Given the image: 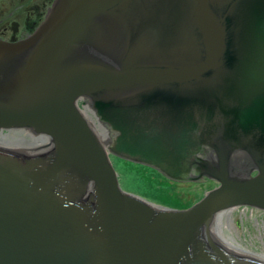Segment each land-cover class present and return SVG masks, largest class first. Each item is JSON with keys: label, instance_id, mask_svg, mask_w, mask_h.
<instances>
[{"label": "water", "instance_id": "95a60500", "mask_svg": "<svg viewBox=\"0 0 264 264\" xmlns=\"http://www.w3.org/2000/svg\"><path fill=\"white\" fill-rule=\"evenodd\" d=\"M15 128L29 139L0 143V264H264L221 228L264 210V0H55L0 38V130ZM110 153L218 185L158 205Z\"/></svg>", "mask_w": 264, "mask_h": 264}, {"label": "rangeland", "instance_id": "374dc122", "mask_svg": "<svg viewBox=\"0 0 264 264\" xmlns=\"http://www.w3.org/2000/svg\"><path fill=\"white\" fill-rule=\"evenodd\" d=\"M86 101L83 98V103ZM3 131L7 132V130ZM25 135L23 133V136ZM7 140L15 144L21 143L12 138ZM25 142H28V139ZM111 159L125 190L158 205L187 208L218 185L217 181L206 177L201 181L172 180L154 167L115 154L111 155ZM222 221L224 237L232 236L241 247L264 257V210L251 206H238Z\"/></svg>", "mask_w": 264, "mask_h": 264}, {"label": "flooded vegetation", "instance_id": "af4514ba", "mask_svg": "<svg viewBox=\"0 0 264 264\" xmlns=\"http://www.w3.org/2000/svg\"><path fill=\"white\" fill-rule=\"evenodd\" d=\"M54 1L0 0V38L15 41L33 33L45 19ZM198 156L203 155L199 153Z\"/></svg>", "mask_w": 264, "mask_h": 264}, {"label": "bare ground", "instance_id": "6f19581e", "mask_svg": "<svg viewBox=\"0 0 264 264\" xmlns=\"http://www.w3.org/2000/svg\"><path fill=\"white\" fill-rule=\"evenodd\" d=\"M79 104H80V108L83 111V114L85 115L86 119L88 120L91 128L94 130V132L96 133V135L99 137V139L106 143V147L109 148V146L111 145V135L110 132L108 130V128L100 121L99 117L96 115L95 111L92 109V107L90 106V102L87 100L85 103H83V98L79 99ZM7 132L3 131V129L0 130V143H5V144H15L12 143L10 141H8L7 139H16V141H21L20 144H22V142L25 143L26 139H29V135L27 130L24 129H6ZM23 133H25L26 135L23 136ZM24 139V140H23ZM108 142V143H107ZM110 155H112V153H110ZM233 210H231L230 212L226 213L225 215L222 216V220L224 217L229 216L232 213ZM223 225V221H221V228H222V232H224V228L222 227ZM224 235V234H223ZM230 244L235 247L238 248L246 253H249L257 258H260L262 260H264L263 256H257L255 254H253L252 252L248 251L247 249L241 247L238 242L232 237L229 236V238L225 237Z\"/></svg>", "mask_w": 264, "mask_h": 264}]
</instances>
